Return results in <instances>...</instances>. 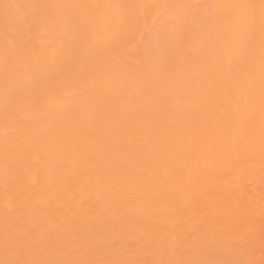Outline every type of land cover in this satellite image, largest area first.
<instances>
[{
  "label": "bare ground",
  "instance_id": "6f19581e",
  "mask_svg": "<svg viewBox=\"0 0 264 264\" xmlns=\"http://www.w3.org/2000/svg\"><path fill=\"white\" fill-rule=\"evenodd\" d=\"M22 2L0 0V15L4 5ZM232 41L215 31L197 32L183 43L177 72L146 85L145 66L136 62L104 82L98 104L103 120L84 114L79 130L69 133L83 158L46 156L43 148L6 130L0 114V260L43 258L39 248L23 243L22 233L46 227L50 218L63 225L70 259L152 264L194 257L227 264L259 258L264 228L259 156L230 159L239 130L237 108L246 103L242 86L226 84L221 52ZM19 118L30 125L24 135L53 134L47 120L27 110ZM65 131L58 126L55 134ZM21 201L27 202L22 215L14 210L6 215V204L14 209ZM234 221L247 226L254 257L249 244L230 231Z\"/></svg>",
  "mask_w": 264,
  "mask_h": 264
},
{
  "label": "snow or ice",
  "instance_id": "6c2138e0",
  "mask_svg": "<svg viewBox=\"0 0 264 264\" xmlns=\"http://www.w3.org/2000/svg\"><path fill=\"white\" fill-rule=\"evenodd\" d=\"M0 15V108L7 129L23 136L27 145L43 148L57 159L68 154L83 158L70 132L79 130V118L89 114L103 120L99 110L101 85L116 80L138 62L142 79L151 85L177 72L183 43L194 33L215 31L233 37L221 54L226 84L242 86L246 103L238 106L239 130L230 159H253L258 154L264 175V0H156L129 4L123 0H86L51 3L23 0L6 4ZM18 10L19 15L16 14ZM106 103L111 100L105 96ZM27 110L34 119L47 120L46 137L24 135L30 125L19 118ZM66 129L55 134L57 127ZM86 142V141H85ZM8 151V145H5ZM7 183V178L6 181ZM264 187V185H262ZM115 190V189H112ZM27 207L6 204V215L17 216ZM91 211V209H90ZM22 233L23 243L39 248L40 259L0 260V264H135L120 260L70 259L63 246V225L54 219ZM230 231L249 244L247 226L234 221ZM8 238L6 235L5 243ZM19 246V242H18ZM115 248V243L111 244ZM152 264H222L208 259L180 258ZM227 264H264V228L260 259H239Z\"/></svg>",
  "mask_w": 264,
  "mask_h": 264
},
{
  "label": "rangeland",
  "instance_id": "374dc122",
  "mask_svg": "<svg viewBox=\"0 0 264 264\" xmlns=\"http://www.w3.org/2000/svg\"><path fill=\"white\" fill-rule=\"evenodd\" d=\"M259 246H260V245H259ZM258 249H259V248H258ZM258 249H257V250H258ZM259 250H260V249H259ZM257 252H258V251H257ZM258 253H259V252H258ZM258 256H259V258H257V259H260V254H259V255L257 254V257H258Z\"/></svg>",
  "mask_w": 264,
  "mask_h": 264
}]
</instances>
